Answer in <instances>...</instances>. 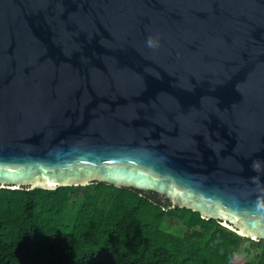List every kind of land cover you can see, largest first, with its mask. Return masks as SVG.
Segmentation results:
<instances>
[{
	"label": "water",
	"instance_id": "1",
	"mask_svg": "<svg viewBox=\"0 0 264 264\" xmlns=\"http://www.w3.org/2000/svg\"><path fill=\"white\" fill-rule=\"evenodd\" d=\"M92 184L264 242V0H0V189Z\"/></svg>",
	"mask_w": 264,
	"mask_h": 264
},
{
	"label": "trees",
	"instance_id": "2",
	"mask_svg": "<svg viewBox=\"0 0 264 264\" xmlns=\"http://www.w3.org/2000/svg\"><path fill=\"white\" fill-rule=\"evenodd\" d=\"M169 207L105 184L0 189V264H264V242Z\"/></svg>",
	"mask_w": 264,
	"mask_h": 264
},
{
	"label": "rangeland",
	"instance_id": "3",
	"mask_svg": "<svg viewBox=\"0 0 264 264\" xmlns=\"http://www.w3.org/2000/svg\"><path fill=\"white\" fill-rule=\"evenodd\" d=\"M170 231H176L179 229V224L175 220H170L169 222Z\"/></svg>",
	"mask_w": 264,
	"mask_h": 264
},
{
	"label": "clouds",
	"instance_id": "4",
	"mask_svg": "<svg viewBox=\"0 0 264 264\" xmlns=\"http://www.w3.org/2000/svg\"><path fill=\"white\" fill-rule=\"evenodd\" d=\"M147 46L150 47V48L157 47L158 46V42H157V40L149 37V39L147 40Z\"/></svg>",
	"mask_w": 264,
	"mask_h": 264
}]
</instances>
